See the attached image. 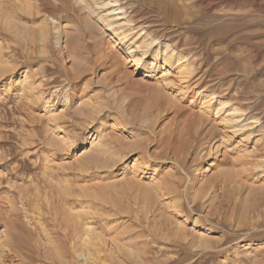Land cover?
Instances as JSON below:
<instances>
[{"label": "rangeland", "instance_id": "rangeland-1", "mask_svg": "<svg viewBox=\"0 0 264 264\" xmlns=\"http://www.w3.org/2000/svg\"><path fill=\"white\" fill-rule=\"evenodd\" d=\"M36 1L0 0L20 69L0 81V264H93L89 250L98 264H264V0H119L124 43L104 22L113 1ZM142 29L157 41L137 65L126 47ZM202 113L211 134H195ZM166 182L187 221L149 197ZM85 223L100 245L80 241Z\"/></svg>", "mask_w": 264, "mask_h": 264}, {"label": "bare ground", "instance_id": "bare-ground-1", "mask_svg": "<svg viewBox=\"0 0 264 264\" xmlns=\"http://www.w3.org/2000/svg\"><path fill=\"white\" fill-rule=\"evenodd\" d=\"M112 1L114 3V6L113 5L112 6L113 7L118 6V7L112 9L111 10V13H109V14H112V15L120 14V16L119 15L113 16L112 17L113 22L107 21V20H104V22H107V26L108 27H112L114 24H117L118 26H120L119 28H117L115 30L112 29V32H117V33H115V34H117V37L119 38L117 40H119L121 43H124L125 42V38H127V36H128L127 35L128 34V31H134V28H130L129 30L124 31V33H123L124 36L123 35H118V34H120V29H124L123 23L118 24L120 22L119 20L124 19L126 21V18L127 17H123L124 14H126V11H125V8L124 7H122V6L119 5V0H110V1H107V2L101 3V4H103V6H108V5L111 4ZM43 2L40 3L39 0L36 1V3H39V4H36V7H37L36 9L37 10H40L41 9V6H43ZM79 3L80 4L81 3H84L85 4L87 2L85 0H79ZM152 4L155 5L159 10L162 11V9L164 7H166L168 3L166 4L164 2L162 3V1H155ZM28 5L31 6L32 3L29 1L28 2ZM44 5H46V3ZM53 5H57V4L55 3ZM61 5L63 7H65L66 6V2L64 1L63 3H61ZM87 5H88V3H87ZM32 6L35 7L34 5H32ZM32 6H31V8H32ZM56 7H59V6H56ZM27 8H29V7H27ZM88 9H89L90 12H93V10H92L91 7H89ZM116 10H119L120 13H115ZM49 17L50 16L48 15L47 18H49ZM101 17H103V16H101ZM47 18H44V25H42L41 27H39V30H38L39 31V40H40L41 44H43V46H49V43H48V40H49V38H48V32L50 30V26H49L50 24L48 23ZM127 22H130V21L127 20L126 23ZM143 30L144 29H142L140 31L139 35H143L144 34L143 33ZM56 31H57L58 35L60 36V34L62 33L61 28H58ZM145 35H143V36H145ZM147 36L148 35H146L144 37V40L140 43V45H137V47H133V46L132 47L131 46L126 47V50H127L126 52H128L129 58L131 60H133L134 63H137V65H139V63L141 62L142 56L144 58L145 55H146V53H147V51H149V49H151L152 46L157 41V38H151L150 41H148ZM138 50H140V51H138ZM166 50H167V48H166ZM166 50H165V52H166ZM138 52H141V53L137 54ZM169 54L170 53L163 54L164 55L163 62H164V64H168V65H171L172 66L173 64H172V61L171 60L173 59L172 57L174 56V51L170 55ZM140 55H142V56H140ZM17 58H18V52H17L16 48L15 47H11V45L5 46L4 43H3V41L0 40V81L5 80L7 76H10V80H11V77L14 74H17L20 71V69L18 67V64L16 62V59ZM176 59L182 60V58L181 59L180 58H176ZM183 64H184V66L180 67V70L178 71V73L181 76H183L185 80H187L188 78H190L193 75L194 72L191 69L190 63H186L185 62ZM21 73H23V72H20L19 75H21ZM4 86L6 87L7 84H5ZM10 87H11V85H10ZM48 103H50V101H48ZM207 103L204 104L205 105L204 106L205 108L207 106H209V104H207ZM219 105L221 107H225L226 106V102L220 101ZM49 107H53V106L50 104ZM201 111H200V113H201ZM203 115L204 114L202 113L199 116V122H198V125L196 126L197 132H195V134L200 135L201 133L204 132L205 129H206V132L208 134H211L213 132V130H215V128H214V125L215 124H212V126H210L209 125L210 123H208L206 120H204L202 118ZM241 117H242V114H240V108H232V112L229 113L226 117H224V121L228 124L229 127H234V126H232L230 124L232 122H235L236 123L238 121V119H240ZM230 130H232L233 134H238V130L237 129H230ZM225 138L223 137L222 145H225L224 143L227 142V139H225ZM188 139H189V143H190L191 140H190V138H188ZM134 143L135 142H133L132 144H129L128 147L126 145H124L123 147L118 148L117 149L118 150L117 151L118 157L116 158V160H113V161H110V162L109 161H105V162L101 163L99 166H102L103 168H111V167H113L114 165H116L118 162L122 161L125 158V155L126 154L125 153H124L125 155L123 154L124 149H132V148H135V144ZM171 143H173V142H171ZM169 145H171V144L169 143ZM182 159H183L182 157L181 158L178 157L177 163L180 164V162L182 161ZM183 164H184V160H183V163L180 164L182 168H183ZM145 165L146 166L149 165V162H145ZM135 168H136V165H134V170L136 171ZM261 170H263V169H261ZM263 172H264V170L262 171V175L261 176L264 175ZM135 173H139V171H136ZM174 183H171V182H166V183H163V184L162 183L161 184L155 183L153 185L147 186V188L149 189V197L152 198V196H154V195L161 196V197H158V198L155 197L157 204H159L160 206H162V205L163 206H166V205L169 204V206L173 210V213L175 212L176 215L182 216L184 218V221H187L188 212L185 211V206H183V204L181 203V196H180L181 195V191L179 189V186L176 185V183L175 184ZM166 200H168V201L166 202ZM174 217H176V216L173 215V219H174ZM195 222H196L195 224H197V219H196ZM175 225L177 226L178 231L181 234L186 235V231L187 230H186V227H185V223L184 222H181L179 220H176L175 221ZM92 228L93 227L92 226H89L88 223L83 224L84 234H83V236L80 237V241H83V243L85 245L86 244L100 245L99 242H98V238H96V235L93 232V229ZM7 232L9 233V229H8ZM7 232H6V230L1 231L0 232L1 233V236L2 237L8 236L6 234ZM204 234L205 233L203 231H202V233L199 234V237H200L201 240H203L204 238H206L204 236ZM0 240H2V239H0ZM4 240H5V238H4ZM4 240H2V241H4ZM7 241H8V239H7ZM2 243L0 241V244H2ZM6 244H9V243H6ZM75 252L77 253L76 256L78 255L79 252H81L82 254H85L84 250L79 251V252L78 251H75ZM88 252H89V253H87L88 254V257L93 261V264H98L97 263V259L94 257V252L91 251V250H89ZM80 255L81 254L79 253V256ZM86 258H87V256H86Z\"/></svg>", "mask_w": 264, "mask_h": 264}]
</instances>
